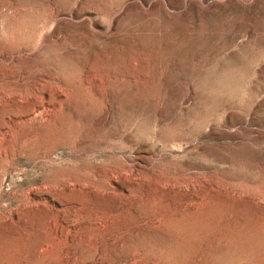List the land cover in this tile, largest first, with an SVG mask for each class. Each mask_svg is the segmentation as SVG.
<instances>
[{"label":"rangeland","instance_id":"1","mask_svg":"<svg viewBox=\"0 0 264 264\" xmlns=\"http://www.w3.org/2000/svg\"><path fill=\"white\" fill-rule=\"evenodd\" d=\"M44 74L71 105L0 147V264H264V0H0V89Z\"/></svg>","mask_w":264,"mask_h":264},{"label":"bare ground","instance_id":"2","mask_svg":"<svg viewBox=\"0 0 264 264\" xmlns=\"http://www.w3.org/2000/svg\"><path fill=\"white\" fill-rule=\"evenodd\" d=\"M45 23H47V22H45ZM9 26L14 28L13 24H10ZM57 26H58V24H57L56 20L55 21H52L51 28L55 29V27L57 28ZM39 37H40V35H39ZM45 43H46V40H42V37H40L38 39V42H37L38 47L43 46ZM19 58H20V56L15 57V60L16 59H19ZM7 59L10 60V61H13L14 60L12 57L7 58ZM13 63H14V61H13ZM46 77L51 79V77L49 75L47 76L45 74L44 75H41V76H38L35 79V82L34 83L32 82L34 86L31 87V91H29V92L25 91V93H24V91H23L24 86H23V89L20 90L17 87L18 84H16V82L8 83L7 84V86H8V89L7 90H1L0 89V101L1 102L4 101V100H6L7 98H19V99L22 100V99H29L30 98L29 96H31V98L29 100V103L30 104H28L27 107H25V108H27V110L25 109L26 111H24L23 109L20 110V108H17L21 112H18V110L17 111L14 110L13 112L9 113L8 116H6L7 119L10 120V122L3 121L1 123V125H0V135H3V138L0 140V147L3 145V143L5 141V137L7 136L8 133L11 132V129L13 127H15L17 129L21 124H23V123L25 124V123H28L30 121L31 122H35L36 124L37 123L38 124L43 123L45 117L49 116L53 112H56V111L58 112L59 110H61L65 106L71 105L70 102L67 99H64V98L61 99L58 96H54V94H51V92L49 90H47V87L43 86V84L46 83L44 81H47ZM48 85H49V83H48ZM19 87H21V86L19 85ZM56 87H57V89H59L58 84L56 85ZM25 90H27V89H25ZM29 93H31V95H29ZM62 96H63V94H62ZM76 101L78 102V99H76ZM82 101H83V103L81 104L82 108L86 107L87 110L88 109L90 110V107H91L90 106L91 105V102L90 101L91 100L88 101V100H84L83 99ZM77 102L74 103L73 105L76 106L77 105ZM22 111H24V112L22 113ZM22 128H23V126H22ZM110 174L113 175V173H109V175ZM66 180L62 181V184H61V185H63V188L61 186L62 189H67L70 186V182H68L70 179L68 181H66ZM75 183L77 184V181H75ZM82 184L85 185V183H82ZM106 184H107V186L109 185V183H107V182H106ZM84 185H82V186H84ZM108 187H110V186H108ZM111 187H112V185H111Z\"/></svg>","mask_w":264,"mask_h":264}]
</instances>
